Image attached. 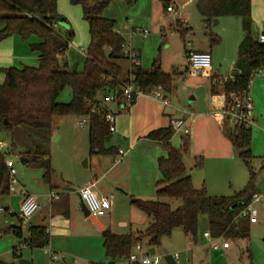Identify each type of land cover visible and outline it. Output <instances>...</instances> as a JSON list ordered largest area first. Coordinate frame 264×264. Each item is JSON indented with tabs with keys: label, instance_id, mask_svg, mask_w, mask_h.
Here are the masks:
<instances>
[{
	"label": "rangeland",
	"instance_id": "obj_1",
	"mask_svg": "<svg viewBox=\"0 0 264 264\" xmlns=\"http://www.w3.org/2000/svg\"><path fill=\"white\" fill-rule=\"evenodd\" d=\"M172 2L177 9L169 13L161 0H136L132 3L126 0H114L105 8L103 16L116 20V29L124 35L127 45L131 46V49L141 51L144 68L150 69L152 63L158 59L162 70L171 75V90L168 93L165 92L170 100L167 112H170L174 119H186L189 113L200 118L191 129V133L193 131L195 134L193 139L190 138L191 134L185 136L181 132H174L171 140L174 147L180 148L182 137L190 139L191 146L185 152L183 161L187 171L195 178L197 188H205L211 196H233L251 185L252 190L262 193L264 192V75H254L250 84L256 119L252 126L251 167L240 157L239 151L231 141L218 132L216 124L206 126L202 122V116H205L203 112L207 111L211 103V76L197 72L190 74L189 77L181 75L187 66L186 49L193 48H204L211 52L214 71L219 70L218 72L222 75L229 74L239 59V45L246 38V20L243 17L224 16L218 18L217 22L209 23L206 21L209 16L200 10L202 0H172ZM177 19L187 23V30L183 36L173 26ZM263 23L264 0H252L251 35L253 38L259 39ZM55 30L64 38H69L70 33L73 32L67 57L73 69L83 70L86 57L84 51L88 48L90 39L82 6L73 4L70 0H58V19ZM144 30L149 31L147 37L141 34ZM14 39L16 60L11 66L22 68L37 65L39 54L31 48L32 43L39 41L37 36L33 35L28 39H23L19 35L12 36L0 42V50L1 45L12 43ZM213 39H215L214 42ZM7 45L10 46V44ZM13 48L14 46L11 47L12 52ZM118 62L124 70L130 64L127 59ZM4 68L6 67L0 66V82L5 80ZM71 100L72 90L67 87L59 96L58 102L69 103ZM133 106H130L131 112ZM119 115L124 120L125 128L112 133L105 147L106 149L120 147L126 151V155L132 150L131 163L125 169L118 168L122 161L117 164L114 162L119 155L91 153L89 126L81 125V116L54 118L56 137L61 136L58 140L56 137L52 140L50 137L45 138L42 131L25 126L16 127L11 131L0 126V141L6 143V147L0 150L6 151L12 143L24 146L25 149H22L20 153L11 152L7 158L14 161L17 179L37 197L39 202L42 201L41 196L49 197L51 194L50 184L43 178L44 170L33 166L32 163L21 162V158L27 156L33 144L43 145L52 156L53 167L56 170L55 177L59 185L54 188L55 192L61 193L70 189L77 193L88 181H95L102 173L108 171L105 179L100 181V185L115 178L121 182V185L115 186L113 196H109L112 202L110 210L112 213L108 214L109 218L102 217L101 220L107 223V227L113 233L117 234H130V231L136 229L145 230V222L149 217L132 204L133 188L146 190L147 186L151 187V191H147L149 194L143 198L167 202L174 210L182 205V201L159 198L156 195L157 182L161 178L157 158L167 156L165 148L147 135L138 136L135 138L136 141H133L134 133L130 134V128L127 131L130 127L129 113ZM169 120L168 118L166 127L171 125ZM118 126H120L119 119L117 128ZM129 188H132V191ZM12 202L10 209L0 211V229L19 224L21 205L17 198ZM3 204V200L0 199V208ZM255 207L258 210L257 223L251 224L249 215L245 214L244 210L236 219L248 229L250 234L248 238L215 240V243L219 245H222L224 240L229 242L231 248L227 253L221 251L224 248L220 250L214 249L213 246L205 248L198 241L191 240L182 228H177L171 236L162 238L161 245L156 248L155 256L160 260V264H168L167 255H173L177 264H250L251 261L253 264H264V206L258 203ZM68 217L69 215L67 219ZM204 219H208L205 214L199 218L201 224ZM28 222L24 221L26 226L30 225ZM68 225L63 226L67 228ZM93 229V232H89L79 226L78 222L74 223L70 219L68 237H64L63 234L61 236L51 234L48 246L33 249L22 246L17 256L13 251L15 247L20 246L21 240L12 232L0 234V260L6 264H20L22 259L27 260L28 264L109 263L111 259L105 251L104 236L95 230V227ZM249 249L252 254L251 260ZM176 253L177 256H175ZM139 255L142 256L141 253ZM115 262L128 264L127 260L122 259Z\"/></svg>",
	"mask_w": 264,
	"mask_h": 264
},
{
	"label": "trees",
	"instance_id": "obj_2",
	"mask_svg": "<svg viewBox=\"0 0 264 264\" xmlns=\"http://www.w3.org/2000/svg\"><path fill=\"white\" fill-rule=\"evenodd\" d=\"M70 1L82 6L89 29V46L81 71L73 69L67 57L73 32L69 38H64L55 30L58 0H0V42L15 35L23 39L35 35L39 39L31 44L32 50L39 54L37 65L4 69L5 80L0 82V126L10 131L25 126L42 131L45 138H51L55 117L89 115L91 153L117 155L116 148L105 147L112 133L106 121L109 108L102 103L103 98L108 93H121L123 84L129 82L130 76L133 77L131 82L142 91L149 92L160 86L168 93L172 77L162 70L158 59L150 69L133 64L124 73L118 61L127 59L124 53L126 39L116 30V20L103 16L105 8L114 0ZM126 1L132 3L136 0ZM161 1L165 3L166 10L172 2ZM200 10L209 16L206 20L209 23L217 22L218 18L224 16L243 17L246 20L247 34L239 45L234 74L226 80L212 77L211 94L223 95L226 107L231 102L232 93L242 97L250 93L254 72L264 64V44L251 35L252 0H202ZM182 24L183 21L177 19L173 26L183 36L187 28ZM67 87L72 90V100L69 103L58 102ZM135 101L136 97L133 96L131 105ZM93 108L95 112H92ZM224 132L239 151L240 157L251 167L252 127L233 126ZM173 135L170 125L149 132L147 137L167 151V156L157 161L161 178L157 182L156 195L159 198L180 199L182 205L174 210L169 203L161 200L133 197L132 204L152 219L151 225L137 236L105 229L102 232L104 247L111 261L89 264H115L118 259L128 260L136 243L146 240L148 246L157 248L162 238L171 236L177 228H182L186 235L197 242L199 218L204 214L209 218L213 239L250 236L244 224L236 219L256 193L251 185L233 196H211L205 188L196 189L183 161L185 152L191 146L190 139L184 137L181 147L176 148L171 143ZM18 146L12 143L10 150H0V196L10 192L5 161L7 155L18 151ZM25 158L33 166L42 168L43 178L48 183L51 181L54 174L51 154L43 145L33 144ZM10 232L21 240L20 246L14 248L15 256L22 246L44 248L50 243L49 230L43 225L29 227L27 236L23 235L21 226L0 229L1 235ZM0 264L6 263L0 260ZM250 264H253L252 261Z\"/></svg>",
	"mask_w": 264,
	"mask_h": 264
},
{
	"label": "crops",
	"instance_id": "obj_3",
	"mask_svg": "<svg viewBox=\"0 0 264 264\" xmlns=\"http://www.w3.org/2000/svg\"><path fill=\"white\" fill-rule=\"evenodd\" d=\"M186 25H187V23L183 21V26L187 27ZM117 31L120 33L119 30H117ZM122 36L124 37V35H122ZM126 42H127V40H126ZM7 44H10V46L7 45ZM13 46H14V48H13V52H12L11 51V47H13ZM1 47H2V49L0 50L1 51L0 53H1L2 56L0 57V66L8 68L11 65H14L15 60H16L15 59L16 56L14 55L15 39H14V41L12 43H6V45L3 44V45H1ZM189 51L208 52L212 56V53L209 52L208 50H204V48H202V49H194V48L193 49H186L185 57H186L187 66H186V70L182 71V73H181V75H183L184 77H189L190 74L194 73V72H192L190 70L189 62H188V59H187V55H188ZM138 52L140 54V64L142 65L141 51L138 50ZM130 65L131 64H129V66L125 70L121 66L122 69L124 70V73H127L129 71ZM213 68L214 67H213V64H212L211 68L208 71L204 72V73L207 74V75H210L211 78L213 76H217V77L221 78V77L232 76L234 74L235 65L232 68L231 72L229 74H226V75L220 74V72H218L219 70L218 71L217 70L214 71ZM136 98L137 99L135 101V104H133L134 106L132 108V112H131V109H129L127 111L129 113V115H130V117H129V119H130V127H128L127 131L130 128V134L132 135L134 133V140L133 141H136L135 138L138 137V136H146V135H148L149 132H151L153 130L166 127L168 125V122H167L168 118L170 119L169 120L170 122H171L172 119H174V116L170 112L168 113L167 110H166L167 107L170 106V103H169L168 106H166V105L163 104L162 101H160V100H158V99H156L154 97L146 96V95L139 96V97H136ZM167 99L169 100L168 97H167ZM193 99H195V98H193ZM169 102H170V100H169ZM113 105L116 106V107H112ZM107 106H108L110 111H112L114 113H117V121L119 119L120 126H118V128H117V125H116V131H121L123 128H125V125H123V121L124 120L121 119L122 117H119L120 116L119 114H122V113L120 112L118 105L109 104ZM224 108H225V97L223 95H212L211 96L210 107L207 109V111L203 112V114L205 116H202L203 117L202 118V122L205 123L206 126H210L213 123L216 124V126L218 128V132H220L227 140H229V138L227 137V135L225 134L224 131H225V129L229 130V129L233 128V126L230 124L228 119L224 116V114H223ZM127 112H125V113H127ZM164 115H166L168 118L166 116H164ZM199 119H200L199 117L193 116V113H189V117H187L185 119V120H187V124L190 127V134L191 135L190 134L189 135H190L191 139H193V137L195 135L193 133V131L191 133V129L196 125V122H198ZM157 123H159V124H157ZM56 136L57 135H56V132L54 130V122H53V130H52V134H51V140H52L53 137H56ZM60 138H61V136H59V138L56 137L57 140L60 139ZM182 139H183V137L181 138V140ZM181 144H182V142H181ZM19 145L20 146H18V149H17L18 153L22 149H24L23 148L24 146H22L21 144H19ZM8 147H10V146H8ZM114 148H116V147H114ZM116 149H117V151H119V149H122V148L119 147V148H116ZM122 150L124 151V153L126 155V151L124 149H122ZM131 155H132V150H130L128 152V155H126V160L124 159V161H122V163H120L118 165L119 166L118 168H124L125 169V167H127V165H129L131 163V160H132L131 159ZM160 157H162V156H159L157 158V161H158V159ZM29 163H30V161L26 162L25 164H29ZM51 164H52V168L54 170V174H53V176L51 178V181L49 182V184H50L49 187H50V190H51V194L49 195V197L41 196L40 197V199L42 200L41 202H39L37 197L32 194L36 198L40 208L37 211V213L29 220L28 223H30V225L26 226L25 223H24V220L21 217V215H19L18 216L19 224H13L11 226H21V229H22V232H23L24 236L28 235V230H29V227H31V226H35V225L46 226L48 228V230H49V233H50V241H51V234L52 235L53 234L54 235L57 234V235H60V236H61V234H63L64 237H66V236L68 237V235L70 234V230H69L70 219L74 223L78 222L79 226H81L83 229H85V230L87 229L89 232H93L94 231L93 227H95V225L90 220V218L85 217L84 213L81 211L80 200H79V197H78L79 191L77 193H74L70 189H68V191L64 190L61 193L54 191L55 190L54 188L59 187V185H58V180L55 177L56 170L53 167L52 156H51ZM115 164H117V163L115 162ZM114 167H115V165H114ZM106 173L108 174V171L102 173L100 178H98L97 180L88 181L86 183V185H92L94 191L98 194L99 197L109 198L110 195L113 196L115 186H117L118 184L121 185V182H119V180L117 178H115V180H110L106 184L100 185V183H101L100 181L102 179L103 180L105 179ZM191 177H192V181H193L194 187L196 189H199V188H197L198 184H197L195 178L193 177V175H191ZM19 182H20L21 186H23L26 189L25 185L21 181H19ZM132 188H129V190L131 189L130 191H132ZM146 188H147L146 190H141L143 188H141L140 190L138 188H133L134 191H133V195H131V196L132 197H136V198H140V199H143V200H155L154 198H147V199L143 198L145 195L149 194V192H147V191H149V190L151 191V187L149 188V186H147ZM144 191H146V192H144ZM254 191L256 193H259L257 190H254ZM262 194H264V192H262ZM15 198L18 199V203H19V205H21L22 196H21V192H20L19 189L16 190L15 192H12V193L9 192L8 194L1 195L0 199L3 200L4 204L1 206L0 209H3L4 211L10 209V207H11V205L13 203L12 201ZM43 198H45V199L43 200ZM258 203H260V204H262L264 206V197H262L257 202L255 201L254 202V206H255V204H258ZM111 213L112 212L110 211V213H108V214L110 215ZM67 215H69L68 219H67ZM109 215H107L105 217L109 218ZM68 221H69V223H68ZM257 221H258V219H257ZM145 223H146L145 230L144 229H136L135 231H130V234H133V235L137 236L140 233L145 232L147 230V228L151 225L152 219L149 217V219L146 220ZM255 223H257V222H255ZM255 223H251V224H255ZM66 224H69L67 226V228L63 226V225H66ZM102 224H103L102 228L97 229L95 227L96 228L95 230H97L98 232H101V233L105 229H109L110 230V228L107 227V223L102 221ZM62 226H63V228H62ZM206 232L210 233V221H209V218L208 219H204L202 224L199 221V230H198V238H197L198 243H200L203 247L208 248L209 246H212V245L210 244V240L207 237L204 236V234ZM223 239H226V238H223ZM216 240H218V239H216ZM219 240H222V239H219ZM225 241L226 240H224V242ZM141 244L144 247L148 246L146 240L141 242ZM222 248L223 247H221L220 249H222ZM230 248H231V245L228 248L222 249L221 251L224 252V253L225 252L227 253V251ZM134 249H135V246H134ZM250 252L251 251L249 249V253ZM203 254H204V252H203ZM250 255L252 256V254H250ZM175 256H177V253H176ZM24 261H26L27 264H28L27 260H24Z\"/></svg>",
	"mask_w": 264,
	"mask_h": 264
},
{
	"label": "built area",
	"instance_id": "obj_4",
	"mask_svg": "<svg viewBox=\"0 0 264 264\" xmlns=\"http://www.w3.org/2000/svg\"><path fill=\"white\" fill-rule=\"evenodd\" d=\"M176 6L173 2L167 7V12H175ZM144 37L149 35V31L144 30L141 32ZM260 43L264 44V23L262 25V31L258 39ZM128 46V48H127ZM86 55V50L84 51ZM125 56L131 65L140 64V54L138 51L131 49L129 45L126 44L124 50ZM189 62L190 70L192 72L204 73L208 71L212 66V56L208 52L200 51H189L187 55ZM254 75H264V64L263 66L254 72ZM253 75V76H254ZM133 77H129V82L123 84L121 93H108L102 100L104 105L116 104L119 107L121 113H125L130 109L133 96H151L163 102L164 105H169V100L167 99L165 92L162 87L153 88L149 92L142 91L137 86H135L131 81ZM227 77H223L222 80H226ZM216 81V79H214ZM231 102L224 108L223 114L228 119L232 126H242L252 127L256 122L254 117V106L252 97L249 94L245 96H239L235 93L231 94ZM96 109L93 108L92 112H95ZM81 125L85 127L89 125V115H83ZM106 121L109 125L111 133L116 132L117 125V113H114L109 110V113L106 117ZM171 127L174 132H181L185 136L190 134V128L188 127L187 120L185 119H172ZM6 143L0 141V149H4ZM119 157L115 158V162L119 163L124 161L125 153L122 149H119ZM6 166L8 169L9 175V190L10 192H15L20 190L22 196L20 215L24 221H29L39 210L40 206L36 198L30 194L23 186H21L19 180L17 179V170L14 166V161L10 158H6ZM79 194L83 201L85 202L87 208L89 209L90 215L96 218H102L108 215L109 211L112 209V202L109 198L99 197L94 191L92 185H85L79 191ZM264 194L255 193L253 195L251 203L244 210V213L249 215L251 223L257 222L258 219V210L254 206V202L259 201ZM3 212V209H0ZM210 240V244L214 249L218 250L221 247L228 248L230 246L228 241L223 242L222 245L215 243L216 239H213L209 232L204 234ZM150 246H143L140 242L135 244V249L128 258V264H160V260L155 255H151L149 252ZM142 254V256L139 255Z\"/></svg>",
	"mask_w": 264,
	"mask_h": 264
},
{
	"label": "water",
	"instance_id": "obj_5",
	"mask_svg": "<svg viewBox=\"0 0 264 264\" xmlns=\"http://www.w3.org/2000/svg\"><path fill=\"white\" fill-rule=\"evenodd\" d=\"M7 150H10V147H8ZM28 161L29 160L26 159V158H21V162L24 163V164L26 162H28ZM78 197H79V200H80L81 211L84 213V216L87 217V218H90V220L93 222V224L95 225V227L97 229L102 228L103 224H102L101 219L91 216L90 212H89V209L87 208V206H86L85 202L83 201V199L81 198L80 194L78 195ZM149 252H150L151 255H155L156 254V247H150L149 248ZM166 261L168 262V264H176V260H175L173 255H167L166 256ZM58 263L62 264L60 262H58ZM20 264H27V262L24 261V260H20Z\"/></svg>",
	"mask_w": 264,
	"mask_h": 264
}]
</instances>
